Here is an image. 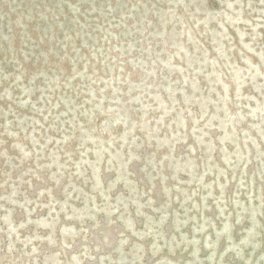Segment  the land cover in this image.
Segmentation results:
<instances>
[{"label":"rangeland","instance_id":"rangeland-1","mask_svg":"<svg viewBox=\"0 0 264 264\" xmlns=\"http://www.w3.org/2000/svg\"><path fill=\"white\" fill-rule=\"evenodd\" d=\"M0 264H264V0H0Z\"/></svg>","mask_w":264,"mask_h":264}]
</instances>
